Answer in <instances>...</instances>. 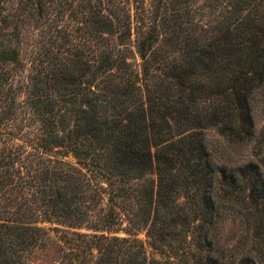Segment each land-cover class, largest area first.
I'll return each instance as SVG.
<instances>
[{"label": "trees", "instance_id": "16d2710c", "mask_svg": "<svg viewBox=\"0 0 264 264\" xmlns=\"http://www.w3.org/2000/svg\"><path fill=\"white\" fill-rule=\"evenodd\" d=\"M263 85L264 0H0V264H264V172L207 141Z\"/></svg>", "mask_w": 264, "mask_h": 264}, {"label": "rangeland", "instance_id": "374dc122", "mask_svg": "<svg viewBox=\"0 0 264 264\" xmlns=\"http://www.w3.org/2000/svg\"><path fill=\"white\" fill-rule=\"evenodd\" d=\"M58 35V32L55 33ZM84 39L82 47H76L73 51L76 54H82L84 60L89 59L88 35L81 32ZM33 34L24 36L22 55L26 63V74L32 70V67H39L38 63L42 59V50L38 45ZM56 51V50H55ZM58 53L50 55L49 58L58 62ZM252 113L255 121L254 136L242 141H232L221 135L216 129H210L207 132V141L210 147L213 160L219 165L239 166L248 162L257 163L264 172V85L258 88L251 98ZM48 225V224H46ZM228 226H231L229 223ZM239 224H232V229L237 231ZM145 239V235H140ZM150 250V248H149ZM26 264H72L67 259L65 253L58 246V232L50 231L48 239L44 245L31 248L23 252ZM67 260V261H66ZM72 262V263H71ZM82 264V263H80ZM89 264V263H87Z\"/></svg>", "mask_w": 264, "mask_h": 264}]
</instances>
